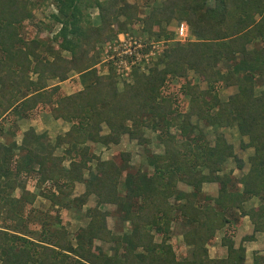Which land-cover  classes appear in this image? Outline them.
Instances as JSON below:
<instances>
[{
    "label": "trees",
    "instance_id": "obj_1",
    "mask_svg": "<svg viewBox=\"0 0 264 264\" xmlns=\"http://www.w3.org/2000/svg\"><path fill=\"white\" fill-rule=\"evenodd\" d=\"M43 2L0 0V135L5 116L25 119L37 108L47 107L53 119L69 127L52 142L47 131L32 128L19 143L0 141V219L5 216L0 220V264H264L261 254L247 263L245 247H235L229 229L239 212L253 225V234L243 240L264 234V0L161 1L141 18L143 33L166 36L155 29L157 24L185 20L194 39L170 44L145 62L143 71L133 72V83L121 91L113 68L98 74L93 67L98 59L89 53L97 41L116 35L112 25L123 33L132 17L138 19L131 6L125 0H50L55 11L36 19ZM86 7L98 8L99 25L81 24ZM125 13L132 16L121 22ZM26 21L50 32V24L58 23L51 39L58 46L36 35L25 38L21 29ZM189 71L208 87L187 80ZM72 72L80 88L71 93L48 83L64 81ZM170 78L184 80L178 94L187 98L185 112L175 111L176 96L164 90ZM230 86L236 91L220 99L218 90ZM199 123L215 129L212 140ZM223 126H235L247 138L241 146L252 148L248 170L237 179L239 189L233 188L229 173L221 174L223 164L236 157L218 131ZM146 130L163 151L146 148L141 165L131 163L129 151L108 159L89 153L88 142L108 147L119 144L123 134L146 146L151 142ZM24 177L34 179V191ZM179 182L190 190H180ZM76 183L84 191L67 206L64 199ZM206 183H216L215 197L203 194ZM10 189L20 194L11 197ZM37 194L67 210L81 209L90 196L96 204L85 210L86 225L72 234L60 216L45 221L49 226L38 238L10 229L5 219L18 226V204L31 205ZM251 199L257 204L246 208ZM105 203L117 208L115 230L107 227V211L100 208ZM174 223L185 227L179 234L187 252L180 257L169 241ZM222 229L226 255L210 257L208 245Z\"/></svg>",
    "mask_w": 264,
    "mask_h": 264
},
{
    "label": "rangeland",
    "instance_id": "obj_2",
    "mask_svg": "<svg viewBox=\"0 0 264 264\" xmlns=\"http://www.w3.org/2000/svg\"><path fill=\"white\" fill-rule=\"evenodd\" d=\"M43 1V5L45 7L43 9V12L41 10L36 11V19H42L43 17L48 16L51 11H55L56 6L53 2H50V0ZM161 1L163 0H125V6H131V11L136 12V16L138 17V19L135 20L132 17V23L127 24L126 30L123 31V33H121L120 31L119 33L116 30V26L112 25V29L117 32L116 35L113 36L111 39H100L95 43L94 49L89 53V56L93 54L98 59V61L93 66L98 72V74L106 75L109 72V68H113L114 73H116L115 79L117 81V88L119 91L124 88L126 83H133V72L143 71L146 65L145 62L148 63L152 58L161 53L170 44L176 41H182L179 40L178 36L176 35V27L181 22L186 23L188 26V23L185 20H171L168 23L161 22L160 24H157L155 29H157L158 31H164L166 36L161 35L160 37H156L155 35H152L151 37H149L146 32L143 33V27L145 26V24L143 21H141V18H146L149 15V11L151 10V8L159 6L161 4ZM82 11L83 14H85L83 16V20H85L84 22H81L84 27H88V25H92L93 27L99 25L100 12L97 7H86L82 9ZM130 13L120 15L119 20L123 22L126 20V18H130L132 16V14ZM47 20H49V18ZM52 24L53 23H51L49 27L52 29V32H50L49 29L41 27V25H37L35 22L33 23L31 21H26L24 22V26L21 29L22 35L25 38H31L35 35L39 36L41 39L51 41L50 43H52L53 46L57 47V43L59 42L57 41L56 43L51 39L54 37V34L58 33L60 25L58 23L53 25ZM191 39H194V37L190 36L188 31L187 39L182 42H187ZM145 45L147 46V48H149V50L147 51V53H142L140 49H142ZM64 55L68 54L64 53ZM119 55H124L126 59L131 61L129 71L123 70L120 66L115 65V63L117 62V56L119 57ZM70 75L72 78V76H74V72L70 73ZM71 78L66 79L63 82L58 81L57 79H52L49 80L48 83L50 84V86L58 85L64 94L71 93L77 90L79 87V85L76 87V85L74 84L75 78ZM187 80L194 83H198L202 88L208 87V84L205 81H202L199 76L193 71L188 72ZM183 81L179 78H170L167 81L166 87L164 89L165 91H172L176 96V99L178 100V106L176 107L175 105H173V107H175L174 109L176 112H185L188 109L187 98L182 95L179 96L178 94L180 92V87ZM218 91L220 99L223 100L226 99L232 93H234L236 91V87L230 86L226 88H220ZM4 119L5 120L2 121V129L4 132L0 135V141L5 142L6 144H9L12 141H16L17 143H19L23 132L28 128H32L36 133H41L44 131V129L49 130L50 135L48 134L47 136L48 139L52 142L57 135L62 134L69 127V124L61 119L59 124H57V122L54 121L51 115L49 114V109H47V107L37 108L34 112L33 117L19 119L16 117L14 118L11 115H7L4 117ZM51 123H56L57 125L54 124L56 126H53ZM199 125L205 131L207 138L212 140L215 129L210 126L206 127L202 123H199ZM63 126L65 130L62 129ZM15 129H18V131L16 130L15 134L11 135L10 131H13ZM106 130V126H104L103 131ZM171 131L176 132L174 128H172ZM218 131L224 134L227 141L233 146L236 155V157L229 158L223 164L221 174L229 173V175L234 180L233 188L239 189L240 185L237 182V179L240 175H242L248 170V156L252 154V148H244L241 146V143L247 142V138H241L235 126H223ZM146 135L151 140V142L146 146H142L138 144L136 140L130 139L127 134H123L121 136L119 144L110 145L108 147H105L104 145L98 143L88 142V145L90 147L89 153L93 152L96 155H99V157H104V159H108L112 157L115 158V155L119 152L129 151L131 153V163L134 166H138L145 163L143 153L145 152L146 148L148 149V151L153 153H162L163 151L162 144H159L157 142L155 134L151 130H146ZM55 152L60 153V150H55ZM117 161L120 162L119 160ZM65 165H67V162L65 163ZM144 168L148 169L149 172L152 171V168L150 166H145ZM85 175L87 177L86 173ZM24 179L27 188L31 191H34V179L28 177H24ZM80 185L82 184L80 183ZM178 188L184 191L190 190V188L183 182L178 183ZM75 189L74 191H72L73 194H71V196L64 199L65 205L68 206L72 205V203L74 204V201H72L73 197L78 196L82 193V191H84V185H82L81 188L79 186V188L77 187V189ZM202 191L205 196L215 197L218 194V187L216 183H206L203 185ZM35 193L38 192L35 191ZM19 194L20 190L12 191V189H10V191H7V195L11 197H16ZM37 195L38 196H36L34 202L29 206L25 204L23 200L18 204L16 212L18 213L19 217H21V221L19 222L20 224L18 226L16 225V223L14 224L11 220L5 219V223L10 229L26 233L27 235L33 238H38L39 235H41L42 230L45 227L49 226L47 224L45 225V221L49 220L51 222L52 220L60 216L63 222L67 225V228L69 229L70 233L72 234L77 228L86 225L87 218L85 217V210L88 207H93L96 204L95 197L91 196L87 200V202L82 206L81 209L75 211L73 208H70L67 210L64 205L56 204L55 206L54 202L48 201L47 199L39 196V194ZM256 204L257 201L255 199H251L246 203L245 206L246 208H248ZM100 208L104 211H107V227L111 230H115V215L117 211L116 206L114 204L105 203L102 204ZM3 217L5 216H2L1 214V221L4 220ZM237 219H239V217L235 218L234 220ZM239 222L241 223V225L237 223V225L235 224L236 228L238 229L237 234L234 232V225V228H229L230 231H232L235 247H237L239 244H242V240L245 236L253 234V225L249 220H244L243 223L241 222V220H239ZM124 229H126V227H124ZM184 229L185 227H183V225L180 223H174L171 229V238L169 241L172 242L173 247L176 250V253L178 254V257L184 255L187 252V247L183 244L181 236L179 234ZM224 233V229L217 231L213 243L208 245L210 257H224L226 255V247L222 246L220 243L221 237ZM260 235V233L256 234V239L258 237H261L260 241L258 243L252 244L257 247L256 250L262 249L263 246L264 236ZM157 239L159 240L158 237ZM248 242L249 241L246 240L244 243H247L246 245L249 246L250 244ZM249 248L251 249L250 246Z\"/></svg>",
    "mask_w": 264,
    "mask_h": 264
},
{
    "label": "crops",
    "instance_id": "obj_3",
    "mask_svg": "<svg viewBox=\"0 0 264 264\" xmlns=\"http://www.w3.org/2000/svg\"><path fill=\"white\" fill-rule=\"evenodd\" d=\"M69 78H71V77H69ZM68 78V79H69ZM73 78H78V76L77 75H75L74 74V76H72V78L71 79H73ZM63 82V81H62ZM78 85H79V83H78ZM77 87V86H76ZM80 88V86L78 87V89ZM49 116V115H48ZM50 117V116H49ZM54 121H56L57 122V124H59V122H60V119H57V120H55V119H53ZM53 126H56L57 124L56 123H51ZM54 124H56V125H54ZM62 129L63 130H65V128H64V126L62 127ZM44 131H47L48 132V134L50 135V131L49 130H47V129H44ZM97 145V144H96ZM101 159H104V157H101ZM106 159V158H105ZM82 184V183H81ZM83 185V184H82ZM82 185H80V183H76L75 184V187H76V189H77V187L79 188V186H80V188H81V186ZM75 189V190H76ZM74 191V190H73ZM83 192V191H82ZM72 194H73V192H72ZM71 196V195H70ZM91 197V196H90ZM89 197V198H90ZM246 205V204H245ZM238 217H239V219H237V220H234L233 221V224L235 225L236 223L237 224H240L241 225V223L239 222V220H241V222L243 223L244 222V220H249V218L247 217V216H240L239 215V212H238ZM237 217V218H238ZM250 221V220H249ZM236 224V225H237ZM236 225H235V233L237 234L238 233V229L236 228ZM239 225V226H240ZM253 227V226H252ZM258 233H260L261 235H263L264 236V234L262 233V232H256V233H254V238L252 239V240H247V241H249L248 243L250 244L249 246L251 247V249L249 248V246L248 245H246L244 242L246 241V240H242V245L246 248L245 249V261L247 262V263H251L252 261H253V257H254V255L255 254H261V255H264V242H263V246H262V249H259V250H256V248L257 247H255L254 245H252L253 243H258L259 241H260V239H261V237H258L257 239H256V234H258ZM260 235V236H261ZM248 248H247V247ZM261 246V245H260Z\"/></svg>",
    "mask_w": 264,
    "mask_h": 264
},
{
    "label": "built area",
    "instance_id": "obj_4",
    "mask_svg": "<svg viewBox=\"0 0 264 264\" xmlns=\"http://www.w3.org/2000/svg\"><path fill=\"white\" fill-rule=\"evenodd\" d=\"M176 35L178 36L179 40L185 41L188 37V26L186 23L181 22L176 27ZM119 54V53H118ZM128 59L124 57V55L117 56V62L115 65L120 66L123 70L129 71V66H131Z\"/></svg>",
    "mask_w": 264,
    "mask_h": 264
}]
</instances>
